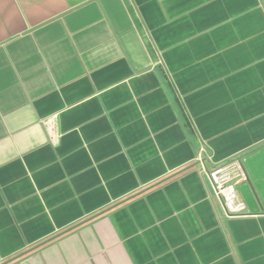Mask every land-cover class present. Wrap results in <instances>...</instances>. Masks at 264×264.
<instances>
[{"label":"crops","instance_id":"0c3cea01","mask_svg":"<svg viewBox=\"0 0 264 264\" xmlns=\"http://www.w3.org/2000/svg\"><path fill=\"white\" fill-rule=\"evenodd\" d=\"M0 264H264V0H0Z\"/></svg>","mask_w":264,"mask_h":264},{"label":"built area","instance_id":"2783aa9c","mask_svg":"<svg viewBox=\"0 0 264 264\" xmlns=\"http://www.w3.org/2000/svg\"><path fill=\"white\" fill-rule=\"evenodd\" d=\"M205 174L227 218H243L249 216L245 212L246 206L244 202L238 198L233 182L236 178L245 179V173L237 161L232 160L205 169Z\"/></svg>","mask_w":264,"mask_h":264}]
</instances>
